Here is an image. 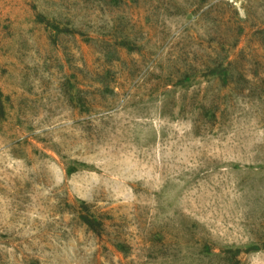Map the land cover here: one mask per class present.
Masks as SVG:
<instances>
[{"label": "rangeland", "instance_id": "1", "mask_svg": "<svg viewBox=\"0 0 264 264\" xmlns=\"http://www.w3.org/2000/svg\"><path fill=\"white\" fill-rule=\"evenodd\" d=\"M0 264H264V0H0Z\"/></svg>", "mask_w": 264, "mask_h": 264}, {"label": "trees", "instance_id": "2", "mask_svg": "<svg viewBox=\"0 0 264 264\" xmlns=\"http://www.w3.org/2000/svg\"><path fill=\"white\" fill-rule=\"evenodd\" d=\"M84 222H85V224H87V225H90L91 224V222L90 221H88V220H84Z\"/></svg>", "mask_w": 264, "mask_h": 264}]
</instances>
